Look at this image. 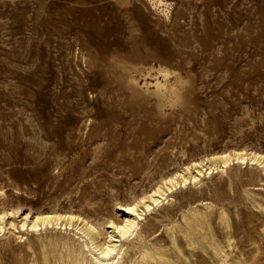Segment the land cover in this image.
I'll return each mask as SVG.
<instances>
[{
	"label": "rangeland",
	"instance_id": "obj_1",
	"mask_svg": "<svg viewBox=\"0 0 264 264\" xmlns=\"http://www.w3.org/2000/svg\"><path fill=\"white\" fill-rule=\"evenodd\" d=\"M155 77L163 92L144 85ZM242 150L264 156V0H0L4 213L123 217L167 175ZM249 171L178 189L167 207L178 218L184 194L217 210L220 188L248 212L241 182L264 195Z\"/></svg>",
	"mask_w": 264,
	"mask_h": 264
},
{
	"label": "bare ground",
	"instance_id": "obj_2",
	"mask_svg": "<svg viewBox=\"0 0 264 264\" xmlns=\"http://www.w3.org/2000/svg\"><path fill=\"white\" fill-rule=\"evenodd\" d=\"M158 73L164 79L168 76L164 70ZM154 80L144 85L160 93L165 83L158 77ZM131 82L137 84L135 78ZM234 165L250 168L249 173L258 171L264 182V156L242 150L212 156L205 163L194 162L165 176L149 194L122 206L123 217L108 215L98 221L71 210L62 214L54 208L15 217L17 211L0 210V264L1 240L11 233L17 245L9 246L12 243L5 241L9 255L4 264H264V195L245 187L250 180L241 182V192L252 200L253 209L248 212L229 211L220 188L213 192L214 199L223 202L217 210L208 201H201V206L194 204L193 196L184 194L178 218L175 210L167 207L178 189L197 188L207 177ZM227 185L232 188L230 177Z\"/></svg>",
	"mask_w": 264,
	"mask_h": 264
}]
</instances>
